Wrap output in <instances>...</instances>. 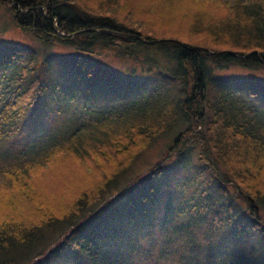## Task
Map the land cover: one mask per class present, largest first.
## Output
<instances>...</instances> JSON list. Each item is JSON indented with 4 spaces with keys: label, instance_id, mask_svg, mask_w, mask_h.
<instances>
[{
    "label": "trees",
    "instance_id": "1",
    "mask_svg": "<svg viewBox=\"0 0 264 264\" xmlns=\"http://www.w3.org/2000/svg\"><path fill=\"white\" fill-rule=\"evenodd\" d=\"M0 5L17 27L71 50L68 57L86 74L92 66L105 70L96 58L110 49L133 59L138 47L154 49L164 62L144 57L160 72L149 89L124 79L120 105L81 110L68 125L27 139L34 130L20 125L46 86L36 80L32 49L0 51V264H264V112L208 69L211 63L264 70V0ZM247 83L258 90L252 96L264 94V82ZM179 124L160 157L107 198L137 155ZM20 134V143L8 142ZM193 165L195 173L175 182V193L156 181ZM49 191L61 198L48 200ZM131 193L148 212L129 226L124 220L119 228H99L101 203L130 205ZM55 223L67 231L57 236ZM145 230L152 239L136 245Z\"/></svg>",
    "mask_w": 264,
    "mask_h": 264
},
{
    "label": "rangeland",
    "instance_id": "2",
    "mask_svg": "<svg viewBox=\"0 0 264 264\" xmlns=\"http://www.w3.org/2000/svg\"><path fill=\"white\" fill-rule=\"evenodd\" d=\"M85 3L90 5L88 8L94 5L91 1H85ZM5 47H25L32 49L35 53V65L37 69V77L35 76L36 80L40 84L46 86L41 93H39L38 101L34 107H32L33 103L29 106L26 111L27 113L30 110L28 112L29 116L24 119L20 125L22 127L25 125L26 127L23 128H25L26 131L34 130L24 136L28 139L35 136L38 131H46L49 128L59 125H68L81 110L93 111V109H100L104 106L120 105V103H122L120 101L121 96H125V94H121V92L123 89H126L129 84V82L124 79L132 78L136 83L139 82V87L141 88H147L149 85L150 88L157 82L160 73L158 72L157 66L145 61L144 57H150L159 63H164L162 62V56L154 49L138 47L136 49L137 59L136 57L133 59L132 57L119 56L115 50L110 49L104 57L96 58L99 60L96 64L101 63L103 67H105V70L100 71V67H93L91 65L93 71H91L90 74H86L84 69H80L74 64L76 60L75 56L68 57L69 54H72L70 52L71 50L55 44L54 42L44 43L32 35L28 30L17 27L12 20L9 9L5 5H0V51L5 49ZM54 63H56V65ZM58 68L59 70L62 69L58 71ZM208 69L212 77L220 76L228 79V81H232L233 83H229V85L237 90L238 97L252 103L256 110L264 112L263 92H259L257 96H252L251 93L257 92L258 90L255 89L253 85L247 83L250 79L254 80L256 84L264 82L263 69L249 70L235 66L218 67L211 63L208 64ZM159 70H162L160 65ZM33 75L34 74L31 73L26 80ZM242 79L246 80V82L242 83ZM247 86H249V89H246L248 88ZM183 126V124L174 126L166 135L164 134L156 137L152 143L146 146L137 155L134 163L119 178L116 187H114L116 189H110L107 198L112 197L124 183L127 181L129 183L135 176L141 174L145 169L151 166L165 150V146L170 143L174 135H176ZM225 136L224 138L223 135L224 140L227 138V135ZM17 137L20 138L15 137L14 139L13 137V139L8 142H12L16 145L20 143V140H23L21 135ZM194 153L195 151L193 154ZM194 173L195 166L193 165L187 169L180 170L179 173L171 172L166 176L156 178V181L162 184L160 188H165L164 191L175 193L178 190V186L175 185V182L183 177L193 175ZM99 177H103L102 173L99 174ZM3 180L4 178L1 177L0 182ZM226 189L230 191L233 187L227 185ZM161 193L158 192V190L155 192L156 195H161ZM130 201L131 204L134 203L132 205L130 204L131 206L125 200H114L109 205H105L106 203L102 202V217L97 223V226L99 228L104 226V228H111V226L119 228L122 223H124V220H126V225L129 226L136 217L138 218L139 215H143L142 211L147 213L145 206L143 207L139 202H134L135 197L132 193L130 194ZM146 209L150 208L146 207ZM71 217L72 216L69 217V220ZM129 217L132 218L128 221ZM56 224H59L55 229L57 236L67 231V224L55 223L54 225ZM89 230L96 231L90 228ZM142 233L145 235L141 241L136 242V245L143 246V244H146L152 239V233H149L148 230L142 231ZM248 246L249 243L246 242V247Z\"/></svg>",
    "mask_w": 264,
    "mask_h": 264
},
{
    "label": "bare ground",
    "instance_id": "3",
    "mask_svg": "<svg viewBox=\"0 0 264 264\" xmlns=\"http://www.w3.org/2000/svg\"><path fill=\"white\" fill-rule=\"evenodd\" d=\"M208 63H209V61H208ZM54 64L56 65V63H54ZM82 64H83V63H82ZM51 65H52V64H51ZM55 65H54V66H55ZM52 66H53V65H52ZM82 66H83V65H82ZM58 67H59V66H58ZM86 67H87V66H86ZM212 67H213V66H212ZM0 68H1V67H0ZM50 69H51V68H50ZM55 69H56V68H55ZM61 69H62V68H61ZM61 69H60V70H61ZM14 70H15V69H14ZM57 70L60 71L59 68H58ZM57 70H56V71H57ZM0 71H1V70H0ZM11 71H12V70H11ZM13 72H14V71H13ZM4 73H5V72H4ZM11 73H12V72H11ZM55 73H56V72H55ZM6 74H7V72H6ZM13 74H14V73H13ZM59 74H60V73H59ZM59 74H57V75H59ZM64 75H65V74H64ZM6 76H7V75H6ZM12 76H14V75H12ZM22 76H23V75H22ZM7 77H8V76H7ZM15 77H16V76H15ZM61 77H63V76H61ZM69 77H70V76H69ZM22 78H23V77H22ZM63 78H64V77H63ZM4 79H6V78H4ZM4 79H3V80H4ZM15 79H16V78H15ZM19 79H20V78H19ZM17 80H18V79H17ZM71 80H72V79H71ZM71 80H70V81H71ZM1 81H2V80H1ZM11 81H12V80H11ZM23 81H24V79H23ZM25 81H26V80H25ZM66 81H67V80H66ZM2 82H3V81H2ZM21 82H22V81H21ZM64 82H65V81H64ZM5 83L7 84V82H5ZM15 83H17V82L15 81ZM15 83H14V84H15ZM22 83H23V82H22ZM70 83H72V82H70ZM8 84H9V80H8ZM18 84H19V83H18ZM12 85H13V84H12ZM16 85H17V84H16ZM16 85H15V86H16ZM71 85H72V84H71ZM8 86H9V85H8ZM10 86H11V85H10ZM14 88H16V87H14ZM20 88H21V86H20ZM18 89H19V88H18ZM10 90L12 91V89H10ZM10 95H11V94H10ZM11 98H12V97H10V99H11ZM11 100H12V99H11ZM11 100H10V101H11ZM11 103H12V102H11ZM127 105H128V104H127ZM13 106H14V105H13ZM106 107H107V106H106ZM25 127H26V126H25ZM27 127H28V126H27ZM24 129H25V128H23V132H24ZM26 129H28V128H26ZM30 130H31V129H30ZM30 133H31V132H30ZM20 135H21V134H20ZM28 136H29V135H28ZM16 138H20V137H16ZM21 138H22V137H21ZM14 139H15V137H14ZM27 139H28V138H27ZM18 140H19V139H18ZM26 143H27V142H26ZM0 147H1V146H0ZM2 148H3V147H2ZM64 181H66V180H64ZM60 186H62V185H59V188H60ZM50 188H51V187H50ZM50 188H49V189H50ZM52 188H53V187H52ZM54 188H55V187H54ZM57 188H58V186L56 187V189H57ZM61 188H62V187H61ZM52 190L54 191V189H52ZM49 192H50V194H52V195H51L52 197H48V200H50V201H51V200H54L53 197L58 195V194H56V193H54V194H56V195H54L53 193H51V191H49ZM54 192H55V191H54ZM56 192H57V191H56ZM58 192L60 193V189H58ZM68 192H69V190H68ZM60 194H61V193H60ZM60 194H59V195H60ZM63 194H65V192H64ZM63 194H62V196H64ZM53 195H54V196H53ZM48 196H49V195H48ZM54 198H55V197H54ZM56 198H58V199L61 198V195H60V197L58 196V197H56ZM56 198H55V199H56ZM58 199H57V200H58ZM58 202H59V200H58ZM48 203H49V201H48ZM51 203H53V201H52ZM51 203H49V205H51ZM46 204H47V203H46ZM54 204H55V201H54V203H53L52 205H53L54 207H56V206H55L56 204H55V205H54ZM58 206H59V205H58ZM155 208H156V207H155ZM150 209H151V208H150ZM153 209H154V208H153ZM2 210H3V211H2ZM156 210H157V209H156ZM4 211H5V210L1 208V209H0V215H2V214L4 213ZM144 211H145V210H144ZM149 211H150V210H149ZM142 212H143V211H142ZM147 212H148V211H147ZM153 212L155 213V211H153ZM139 213H140V212H139ZM235 213H236V212H235ZM134 214H135V213H134ZM143 214H144V213H143ZM145 214H146V212H145ZM151 214H152V212H151ZM226 214H227V213H226ZM237 214H238V213H237ZM138 215H139V214H138ZM238 215H239V214H238ZM2 216H3V215H2ZM152 216H153V215H152ZM234 216H235V215H234ZM234 216H233V217H234ZM138 217H139V216H138ZM224 217H225V216H224ZM226 217H227V216H226ZM231 218H232V217H231ZM228 219H229V218H228ZM232 219H233V218H232ZM233 220H234V219H233ZM133 221H134V220H133ZM227 221H228V220H227ZM220 222H221V221H220ZM224 222H225V221H224ZM230 222H231V220H230ZM233 222H234V221H233ZM234 223H235V222H234ZM228 225H229V224H228ZM228 227H229V226H228ZM228 227H227V228H228ZM243 229H244V228H243ZM244 230H245V229H244ZM202 236H203V233H202ZM215 256H216V255H215ZM15 264H16V263H15Z\"/></svg>",
    "mask_w": 264,
    "mask_h": 264
}]
</instances>
